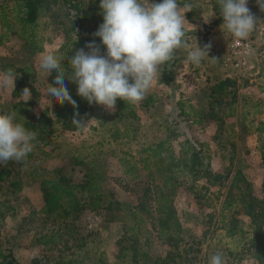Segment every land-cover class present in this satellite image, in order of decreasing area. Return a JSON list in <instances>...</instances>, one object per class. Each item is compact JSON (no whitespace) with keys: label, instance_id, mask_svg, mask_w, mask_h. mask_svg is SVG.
Instances as JSON below:
<instances>
[{"label":"rangeland","instance_id":"374dc122","mask_svg":"<svg viewBox=\"0 0 264 264\" xmlns=\"http://www.w3.org/2000/svg\"><path fill=\"white\" fill-rule=\"evenodd\" d=\"M13 1L0 0V7ZM44 2L34 42L27 45L10 34L0 56V67L6 70L30 67L26 72L33 80L26 84L38 94L31 102L36 114L45 108L52 111L45 89L46 83L54 86L56 76L53 70L44 80L38 67L41 53L61 58L64 45L73 56L93 41L101 55L105 52L93 35L103 23L100 0H70L74 8L59 0ZM180 2L183 7L185 0ZM186 2L192 10L184 14L185 47L161 67L143 101L123 103L124 108L116 104L113 111L89 105L86 115L74 118L85 127H77L72 119L67 128L55 129L35 144L25 162L0 165L9 173L6 180L20 186L11 192L7 182H0V261L10 256L17 264L34 258L43 264H143L144 256L155 260L171 253L176 264H209L211 255L222 252L227 264H264V134L255 131L264 122V11L257 0H248L260 23L242 41L248 44L243 54L232 48L236 40L224 34L223 21L211 24L215 16L210 0ZM196 41L200 48L211 45L208 58L216 60L204 59L198 67L186 63ZM15 73L22 84L16 94L25 84L23 72ZM70 73L65 75L67 88ZM5 87L0 83V97L17 105ZM4 101L0 114L10 113ZM230 110L233 115L227 116ZM30 123L36 125L33 119ZM163 140L167 144L161 159L170 179L163 193L179 229L172 234L162 230L158 236L157 219L167 222L165 211L158 212L151 201L160 190V177L152 159L147 169L139 160L148 156L146 147ZM189 153L195 160H189ZM126 157L133 159L136 170L125 175L119 159ZM57 175L74 185L94 175L104 195L103 208L92 211L86 206L63 221L42 215L39 180ZM224 201L232 202L223 208ZM113 202L135 207L141 221L122 219L117 209L104 208Z\"/></svg>","mask_w":264,"mask_h":264},{"label":"clouds","instance_id":"9594fccd","mask_svg":"<svg viewBox=\"0 0 264 264\" xmlns=\"http://www.w3.org/2000/svg\"><path fill=\"white\" fill-rule=\"evenodd\" d=\"M180 4V0L159 3L100 0L103 23L93 35L99 38L105 52L101 55L100 46L93 41L85 45L88 51L78 49L69 58L71 73L67 78L76 85L77 95L89 105L95 104L107 111L115 109L118 99L131 105L143 101L161 67L174 58L177 49L185 47L188 22L184 14L192 10V5L186 0L183 7ZM216 4L223 20L221 29L232 40H247L260 23L248 8V0H216ZM257 4L264 11V0H257ZM210 47L200 48L196 41L186 63L198 67L204 59L216 60L208 58ZM62 62L56 54H40L38 67L44 80L53 70L56 72L54 86L45 82V96L50 98V104L68 103L75 109L78 105L65 83ZM0 77V83L14 91L16 73L7 69ZM21 96L27 102L31 99L30 90L24 88ZM73 124L85 127L81 120L74 119ZM36 136L34 131L16 122L15 112L0 114V165H7L9 161L25 162L34 149ZM209 264H227V261L222 252H216Z\"/></svg>","mask_w":264,"mask_h":264},{"label":"trees","instance_id":"16d2710c","mask_svg":"<svg viewBox=\"0 0 264 264\" xmlns=\"http://www.w3.org/2000/svg\"><path fill=\"white\" fill-rule=\"evenodd\" d=\"M62 5L67 8H74L71 7L70 0H59ZM211 1V9L212 12L215 13V20L211 23L212 25H216L219 22H222V18L219 16V10L217 9V4L214 0ZM44 0H14L11 5L8 7L7 4H3L0 7V27L1 29L5 30V32L10 34H16L18 39L23 42L24 44L31 45L34 42V35L35 30L37 28V19L41 15V11L45 8L43 6ZM188 18V15H186ZM103 21V18H100ZM61 58H63L62 66L65 68L66 71H69V58L72 55L69 54L68 49L66 46H61L60 49ZM69 57V58H67ZM3 61V59H0ZM8 67V66H6ZM1 72H5L6 69L4 67H0ZM30 70L29 66L22 67L21 71L14 70L15 72H23V85L24 88H28L31 92L32 89L26 83L27 80L31 78L26 71ZM227 82V81H225ZM20 81L18 77L15 80V86L17 89L20 88ZM75 84H71L68 86V91L71 95L73 92ZM221 85V84H220ZM219 85V86H220ZM218 87V86H217ZM22 90V89H21ZM72 99L76 101L78 108H73L68 103H64L63 105L56 103L55 104V121L58 122L60 120H64L65 124H63V128H67L68 124H70V119L72 116H75L76 113L83 114L87 110V106L89 105L84 99L79 97L77 94L71 95ZM122 100H117L116 104L120 108H124V104ZM231 104V110L234 103ZM229 104V105H230ZM178 107L180 105L178 104ZM230 110V113L227 116H232L233 111ZM129 116H133V114L128 111ZM202 115V112L199 113ZM33 118L27 119L23 116V120L21 121L24 127L30 131H34L37 136L36 139L40 140L39 142L33 141V144L41 143L43 138L49 137L53 133V122L49 117L42 113L38 119H33V122L36 125H32L30 120ZM35 120V121H34ZM257 134H264V122H259L257 127L255 128ZM167 141L163 140L158 142L154 147H146L143 152L148 156H145L144 159H140L139 163L142 165L143 169H147L148 165L147 162L152 159V164L155 168H157V173L160 177V190L152 195V204L154 205L155 209L158 212L165 211L167 215V222H164L161 218L157 219V235H160L162 230H170L171 234L176 233L179 227L177 221L174 219V213L171 210V201L167 197L166 193H163V190L167 188L169 185L170 179L164 175V171H166L165 165H163L161 156L165 154ZM37 146V145H35ZM34 146V147H35ZM188 152V150H186ZM33 153H30L27 159L31 158ZM170 157V156H169ZM165 160L167 158L164 156ZM169 159L170 166L171 157ZM195 160V155L189 153V160ZM168 161V160H167ZM120 166H124L123 173L126 175L128 174V170L135 168V162L131 157H126L124 159H119ZM131 164V165H130ZM130 165V166H128ZM131 169V170H132ZM163 171V172H162ZM9 176V173L0 169V182L6 181L8 184V188L11 192L18 191L20 186L17 181L13 180H6ZM95 176L90 175L88 176L83 183L80 184H71L64 180L63 177L55 176L48 179H40L39 184L42 193V206L40 209V213L47 217L51 216L52 220H67L71 217V215L75 216V213H78L84 209V207H89L92 211L98 209L99 207L103 206L104 203V195L100 192L98 187L96 186ZM240 183L243 184V180L240 179ZM145 195V194H144ZM230 202L232 201H224L222 207H227ZM238 202V201H236ZM112 206V208H110ZM252 205H248L247 208L251 209ZM103 208V207H102ZM109 212L112 210H116L115 214L120 216L122 219H127L129 221L140 222V216L138 215V210L134 207H130L126 204H121L117 202L110 203L108 206L104 207ZM112 209V210H111ZM164 222V223H163ZM72 228V234H77L75 229ZM132 228V227H131ZM125 231H131V229H126ZM132 236H135L133 232L131 233ZM167 238L170 240V234L166 235ZM3 261V262H2ZM0 264H17L10 256H6ZM143 264H176L174 260V255L171 253H167L163 258L152 260L147 258L146 256L143 257ZM135 262V261H134ZM29 264H43L39 259H32ZM135 264V263H134Z\"/></svg>","mask_w":264,"mask_h":264},{"label":"crops","instance_id":"0c3cea01","mask_svg":"<svg viewBox=\"0 0 264 264\" xmlns=\"http://www.w3.org/2000/svg\"><path fill=\"white\" fill-rule=\"evenodd\" d=\"M7 39H8V34L5 32V30L0 28V56H2V57H4V51L6 49L5 46H7V44H8V42H5ZM9 41H10V39H9ZM0 73H3V72H1V68H0ZM30 80H33V78L31 77L29 79V81ZM71 84H74V83H72V82L69 83V85H71ZM75 86L76 85H74V88H73L74 90H73V92H71V95L77 94V92H75ZM5 88L9 90L8 97L9 98L12 97L11 101H13L15 99V102H17V105H13V103H11L10 101L5 102L1 97H0V104L4 101L5 106H7L9 108L10 113H12V112L16 113V122L22 124L21 121L23 120V116L26 117L27 119H29L31 117V118L36 120L39 118V116L42 113H44V115L49 117V119H51L53 122V133H54L55 129H58V130L64 129L62 126L63 124H65L63 119L58 121V122H54L55 121V118H54V116H55V104H56L55 102H53L51 105L52 111L50 109L45 108L36 114V113H34V110L32 109V103H31L33 101V98L38 95L36 93V91L34 90V88L33 89L31 88L33 92L30 91L31 99L28 100L27 102H25L24 98L21 96L22 92L15 94V92H13V90L11 89L10 86H6ZM23 89H22V91H23ZM14 90H17L15 84H14ZM9 105H10V107H9ZM88 110H89V105L87 106V110L83 114H78V115L72 116L70 121L76 117L86 115L89 112ZM31 112H33V113H31ZM178 113H180V112L178 111ZM4 182H6V181H4ZM1 183H3V182H1Z\"/></svg>","mask_w":264,"mask_h":264},{"label":"built area","instance_id":"2783aa9c","mask_svg":"<svg viewBox=\"0 0 264 264\" xmlns=\"http://www.w3.org/2000/svg\"><path fill=\"white\" fill-rule=\"evenodd\" d=\"M232 48L236 51L238 50L239 53H246L248 50V44L246 42H238L235 41L232 45Z\"/></svg>","mask_w":264,"mask_h":264}]
</instances>
